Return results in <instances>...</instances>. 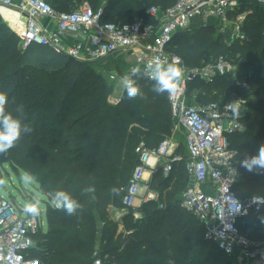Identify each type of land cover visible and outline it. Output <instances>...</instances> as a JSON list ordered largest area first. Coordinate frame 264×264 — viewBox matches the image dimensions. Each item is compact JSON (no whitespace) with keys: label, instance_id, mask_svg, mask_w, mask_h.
<instances>
[{"label":"trees","instance_id":"16d2710c","mask_svg":"<svg viewBox=\"0 0 264 264\" xmlns=\"http://www.w3.org/2000/svg\"><path fill=\"white\" fill-rule=\"evenodd\" d=\"M46 1L58 11H72L85 1L97 9L103 0ZM176 1L106 0L102 21L155 22L151 7L166 9ZM242 2L238 14L247 12L241 26L246 37L231 44L221 34L214 37L216 49L242 71L240 83L224 73L208 82L196 77L187 85L188 94L200 91L197 99L203 104L256 97L240 111L244 129L229 137L238 150V165L264 143V3ZM211 30L206 25L176 32L168 51L181 56L175 51L177 40H191ZM191 53L202 59V52ZM96 63L100 61L79 60L37 43L22 48L0 14V92L9 97L7 110L32 127L15 147L0 154V164L26 170L51 200L56 191L64 190L82 204L71 216L47 205V226L39 231L34 252L40 264H237V258L206 238L202 221L182 208L181 195L190 181L184 162H176L166 176L162 165L153 172L150 186L161 201L124 206L122 198L139 161L137 146L141 142L158 146L174 133L175 121L169 95L155 94L143 78L139 83L146 98L128 99L123 92L120 101L112 103L111 81L97 72ZM17 106H23V114L16 112ZM239 169L237 195L264 198L259 194L264 193V174L240 165ZM88 186L94 187V193L84 191ZM111 208L129 209L123 219H129L126 233L112 218ZM136 211L141 213L139 219L134 217ZM238 226L251 240L263 241L264 204L252 205ZM251 264H264V257Z\"/></svg>","mask_w":264,"mask_h":264},{"label":"built area","instance_id":"2783aa9c","mask_svg":"<svg viewBox=\"0 0 264 264\" xmlns=\"http://www.w3.org/2000/svg\"><path fill=\"white\" fill-rule=\"evenodd\" d=\"M242 1L177 0L166 9L151 7L150 14L156 20L151 23L143 19L130 23L103 22V5L94 9L84 4L72 11H58L46 0H0V9L17 14L13 23L4 20L20 38L22 48L37 43L86 61H103L117 53H133L140 66L155 57L169 62L179 58L184 69L182 81L169 100L175 121L174 131L179 125L186 130L187 156L177 153L178 145L169 137L156 147L141 142L136 148L139 161L122 203L126 207L141 206L142 202L137 205L141 192L150 190L144 174L153 164H162L165 175H168L176 162H184L190 181L181 195L182 208L202 221L206 238L222 252L237 258L238 264H251L253 259L264 257V240H251L238 226L239 218L256 203L253 196L242 199L234 190L240 180V169L238 150L229 139L230 135L242 131L244 125L240 116L235 118L225 109L232 99L189 104L187 90L188 82L196 77L208 82L217 74L230 73L237 84L241 77L238 70L232 68L221 72L213 65L188 68L179 55L167 48L176 32L206 26L210 21L231 23L234 28L226 37L229 44L244 39L246 35L241 26L247 12L238 14ZM256 1L264 3V0ZM231 19L234 20L231 22ZM220 67H224L223 64ZM120 76L114 72L109 78L118 81ZM228 166L236 169L237 174L229 175ZM157 195L156 192L148 194L143 202L155 199ZM231 197L240 203L238 212L233 211L235 201ZM134 217L139 219L141 213L136 211ZM44 226L41 215L27 214L13 198L2 196L0 264H40L34 252L38 247L36 237Z\"/></svg>","mask_w":264,"mask_h":264},{"label":"rangeland","instance_id":"374dc122","mask_svg":"<svg viewBox=\"0 0 264 264\" xmlns=\"http://www.w3.org/2000/svg\"><path fill=\"white\" fill-rule=\"evenodd\" d=\"M105 1L106 0L101 1L100 3L97 4V6L102 5ZM84 4H89V2L85 1L81 4V6ZM159 7L163 9L161 6ZM233 20L231 19V22ZM209 26L211 27L212 30L208 32L207 35L203 33H198V35L193 37V39L191 40H186V39L181 41L177 40L175 43L176 44L175 51L180 53L181 55L180 57L182 58L185 65L191 69L192 68L201 69L207 65H213V66H217L219 72L226 71L230 68H232V70L234 71L235 70L237 71L238 64L231 61L232 58H230L228 55H224L220 53V51L216 49L214 43L215 41L214 37L218 34H221L226 40V37L230 35L229 32H231L234 27L231 26V23L229 22H227V24H224L220 21H210ZM179 42L182 43L183 45L180 46ZM186 44L188 46H191L192 49L186 48L185 47ZM191 51L202 52L203 53L202 59L201 58L199 59L197 55L192 54ZM122 55L125 56V53H122ZM110 57L106 58L103 61H100V63H96L95 66L97 72L104 74L106 77H108L109 81H111L109 78V75L111 73L116 72L117 74L122 76L126 74L131 67L140 66V64L136 60V55L133 53H129L130 60L128 61V67H124V69H122V67L115 66L117 60L110 59ZM220 64H223L224 67H220ZM237 72L239 74V72L242 71L239 69ZM111 86H112V91L109 96V100L112 103H117L122 98L124 91L118 86V81H111ZM198 92L200 91L194 90L193 92H191V94H189L190 98L188 97V101H192V103H202L197 99V95L199 94ZM255 98H256L255 96H253L251 99L241 96L231 99L240 100V104L242 106L241 110L242 109L246 110L248 109V106H250L251 101L254 100ZM185 133H186L185 128L179 125L177 128H175L174 133L168 137L172 138L182 146L185 140L184 137ZM156 193L158 195L153 200L157 201L159 199V193L158 192ZM259 194L264 195L263 192H260ZM0 195H1L0 197L4 196L8 198H13L17 202V204H20L23 208L26 202L39 201L38 214L42 216L45 227L47 226L46 207L50 203L53 204L52 200L46 194L40 191L38 184L34 181V179L26 170H23L22 168H17V166H13L10 163H1L0 164ZM162 203L164 204V202ZM110 212L112 218L115 221L121 222L119 229H124V232L126 233L127 230L125 224L129 223V219L128 221L127 219L126 220L123 219L129 214V209L111 208Z\"/></svg>","mask_w":264,"mask_h":264},{"label":"clouds","instance_id":"9594fccd","mask_svg":"<svg viewBox=\"0 0 264 264\" xmlns=\"http://www.w3.org/2000/svg\"><path fill=\"white\" fill-rule=\"evenodd\" d=\"M184 69L180 66L179 58H173L170 62L155 57L149 60L143 66H133L126 74L118 78V86L126 93L128 99L137 97L146 98L139 79L143 78L150 82L151 91L157 95L167 93L169 96L174 94L182 81ZM9 97L6 93L0 92V154L8 152L16 146L22 135L31 133L32 127L28 123H24L22 116L13 114L7 110ZM225 109L230 111L233 117L240 116L241 104L240 100H233L225 106ZM16 112L23 114V106H17ZM240 167L248 172H256L264 174V143H262L254 155L246 154L239 161ZM229 175L237 174L236 169L228 166ZM88 193H94L95 189L88 186L84 190ZM114 193L115 189L112 190ZM235 201L233 207L234 212L240 210V203L235 197H231ZM253 202L256 204H264V198L253 196ZM53 206L64 211L68 215H74L78 210L82 209V204L74 199L68 192L58 190L55 192L52 199ZM24 211L30 215H38L39 201L26 202Z\"/></svg>","mask_w":264,"mask_h":264},{"label":"crops","instance_id":"0c3cea01","mask_svg":"<svg viewBox=\"0 0 264 264\" xmlns=\"http://www.w3.org/2000/svg\"><path fill=\"white\" fill-rule=\"evenodd\" d=\"M5 19V18H4ZM6 20V19H5ZM7 21V20H6ZM120 54V55H119ZM110 59H116V65L115 66H118V67H122V69H124V67H128V61L130 60V57H129V53H125V56L122 55V53H117V54H114V56H111ZM189 104H193L192 101H188ZM185 137V136H184ZM178 147H177V153L178 154H181L183 156H187V150H186V142L184 140V143L182 144V146L176 142ZM154 165V164H153ZM152 167H149L148 171L145 172L144 174V178L146 181H148L149 183V186L151 185V181H152V176H153V172L159 167L161 166L162 164H158V166H153ZM163 166V165H162ZM164 171V169H163ZM165 175V173H164ZM166 176V175H165ZM155 191L151 189V186H150V190L145 192V191H142L138 200H137V205L140 204L143 199L148 195V194H152L154 193Z\"/></svg>","mask_w":264,"mask_h":264},{"label":"bare ground","instance_id":"6f19581e","mask_svg":"<svg viewBox=\"0 0 264 264\" xmlns=\"http://www.w3.org/2000/svg\"><path fill=\"white\" fill-rule=\"evenodd\" d=\"M0 10L6 20H9L12 23L15 21L17 15L15 12H11L9 10H6L5 8H1Z\"/></svg>","mask_w":264,"mask_h":264}]
</instances>
